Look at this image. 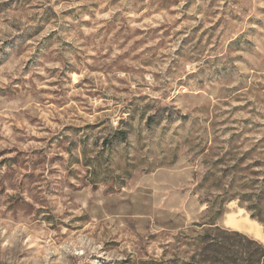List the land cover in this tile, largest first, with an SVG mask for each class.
Here are the masks:
<instances>
[{
  "label": "rangeland",
  "instance_id": "1",
  "mask_svg": "<svg viewBox=\"0 0 264 264\" xmlns=\"http://www.w3.org/2000/svg\"><path fill=\"white\" fill-rule=\"evenodd\" d=\"M214 238L263 263L264 0H0V264Z\"/></svg>",
  "mask_w": 264,
  "mask_h": 264
},
{
  "label": "trees",
  "instance_id": "2",
  "mask_svg": "<svg viewBox=\"0 0 264 264\" xmlns=\"http://www.w3.org/2000/svg\"><path fill=\"white\" fill-rule=\"evenodd\" d=\"M124 138V137H123ZM229 201V200H228ZM256 208L254 207V208H249V210H251V211H253V212H255L254 210H255ZM219 212V211H218ZM203 225H198V224H195V227H202ZM210 241H212V244H213V248H212V250H211V253H210V255H211V257H212V259H210V261L212 262V264H222V262H221V260L218 258V256L219 255H221L222 253L220 252V246H221V243L218 241V239H216V238H214V239H212V240H210ZM201 250V249H200ZM199 257H202V260L201 261H199L200 263L201 262H205L206 260H209V259H203V257H205V254H202V250H201V253L198 255ZM260 256L263 258V263H261V264H264V248L262 249V252H261V254H260Z\"/></svg>",
  "mask_w": 264,
  "mask_h": 264
}]
</instances>
